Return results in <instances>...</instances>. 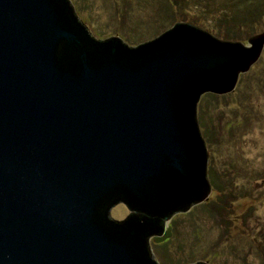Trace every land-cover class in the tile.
I'll use <instances>...</instances> for the list:
<instances>
[{
	"label": "water",
	"instance_id": "95a60500",
	"mask_svg": "<svg viewBox=\"0 0 264 264\" xmlns=\"http://www.w3.org/2000/svg\"><path fill=\"white\" fill-rule=\"evenodd\" d=\"M247 42L176 23L131 47L69 0H0V264H161L150 239L212 194L199 101L235 91Z\"/></svg>",
	"mask_w": 264,
	"mask_h": 264
},
{
	"label": "rangeland",
	"instance_id": "374dc122",
	"mask_svg": "<svg viewBox=\"0 0 264 264\" xmlns=\"http://www.w3.org/2000/svg\"><path fill=\"white\" fill-rule=\"evenodd\" d=\"M69 1L93 39L118 37L131 47L176 23L245 45L264 32V0ZM256 5V17L244 22V8ZM199 112L201 134L211 148L212 194L167 222L174 235L150 241L161 264H264V49L235 91L204 94ZM129 213L118 203L112 218Z\"/></svg>",
	"mask_w": 264,
	"mask_h": 264
},
{
	"label": "trees",
	"instance_id": "16d2710c",
	"mask_svg": "<svg viewBox=\"0 0 264 264\" xmlns=\"http://www.w3.org/2000/svg\"><path fill=\"white\" fill-rule=\"evenodd\" d=\"M253 2V0H249V3H252ZM256 7H258L259 8V6L258 5H256V6H254L253 8H252V10H250L248 7H245L244 8V17H245V21L244 22H247V18H249V17H253V18H255L256 16H254L253 14H255V13H257L258 11V8H256ZM253 15V16H252ZM248 21H249V19H248ZM241 25H242V23H240ZM221 40V39H220ZM223 41H227V40H223ZM232 42H236V41H234V40H231Z\"/></svg>",
	"mask_w": 264,
	"mask_h": 264
}]
</instances>
